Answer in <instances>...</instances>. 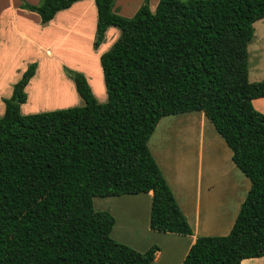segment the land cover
I'll return each instance as SVG.
<instances>
[{
	"label": "trees",
	"instance_id": "trees-1",
	"mask_svg": "<svg viewBox=\"0 0 264 264\" xmlns=\"http://www.w3.org/2000/svg\"><path fill=\"white\" fill-rule=\"evenodd\" d=\"M79 0L21 4L40 24ZM92 49L114 27L119 36L98 58L106 100L84 77L65 71L80 107L19 114L31 64L2 100L0 117V264H152L112 240L114 219L95 197L150 193L148 227L190 236L146 143L158 121L199 112L230 152L248 189L226 235L195 238L180 264H240L264 259V80L247 81V45L264 0H158L130 18L114 0H92ZM146 1V0H144Z\"/></svg>",
	"mask_w": 264,
	"mask_h": 264
},
{
	"label": "crops",
	"instance_id": "crops-1",
	"mask_svg": "<svg viewBox=\"0 0 264 264\" xmlns=\"http://www.w3.org/2000/svg\"><path fill=\"white\" fill-rule=\"evenodd\" d=\"M130 1L131 3L132 1L135 2L134 8L133 9L131 8L132 12H135L138 9L137 8L139 5L138 0H116L112 6V12L116 13L115 7L116 5H120L123 8L121 9L122 12L120 11V15L124 14L126 11L130 9V5H131ZM21 4H28V5L35 6L38 4V0H11V5H9V7L7 5L4 7H0V29H1V34L4 35L2 42H3V45L6 46V41L4 40L8 39V37H12L14 41L15 40L14 37H15L16 39L20 40V42H18L20 43V47L24 46L25 44L28 48H32L33 46L35 48L34 51L36 54H34V56L32 57L26 58L25 60L28 63L30 62L33 63L32 61H35L36 64L38 62L41 63L43 61L49 62L51 61V59H53L56 56L55 53L59 50V45H58L59 39L47 36V34L50 31L53 34L55 32H59V27H60L59 23L63 24L61 17L66 15V13H70L72 10H76V9H80L83 13H85L86 11L89 12L88 16H89L90 22L88 24L89 30H88V36H87V45H88V52L90 56L92 57L91 59L93 61L92 63L93 68H92L91 73H94L93 70L97 72L98 82L100 85V91H99V94L101 95L100 99L96 98V96L94 95L92 91L91 77H90L91 73L89 70H87V68L86 69L85 68H75V67H70V66H67V67L69 70L80 73L84 77L90 89V92L95 98V100L96 101L98 100L97 101L98 103H99V100L101 103H104L106 100V97L104 93V86L102 82V75H101V70H100L99 63H98V58L102 53L107 51L108 48L112 45V43L117 39V37L119 36V31L114 27L107 28L103 34V39L101 43L98 45V47L95 50H93L92 48L90 49L89 47L92 44V37L94 34L95 22H96V12H95V7H94L92 0H79V1L74 2L68 9L58 11L57 13H55L53 18L46 24H40L39 18L35 13L20 9ZM131 14L132 13H130L129 15ZM59 19H60V22H59ZM61 28H63V26ZM28 31H31L32 33L29 34ZM14 42L16 43V41ZM73 49L77 51V48H73ZM4 53H5L4 56L2 57L0 56L1 58L0 59V72L3 71V68L5 69V71H8L10 68H13L16 66L15 65L16 63L8 64L9 62L8 60L12 61L15 58L12 55L10 56L8 54L7 49H6V52ZM71 53L73 54V52ZM26 62L25 64L24 63H22L21 65L19 64L20 72H22L25 66L28 64V63L26 64ZM59 65L62 66L63 64L61 63ZM36 70H37V67H36ZM34 72L36 74V71ZM18 74L15 75L14 81L18 78L17 77ZM33 77H31L29 82L23 88L24 93H26L29 87V84L33 80ZM0 78L3 79L2 73H0ZM19 78L16 80V82L19 80ZM61 79H63L62 83H64V85L66 86L69 85L72 92L75 91L72 81L65 74L61 75ZM9 93L10 92H8V94L5 96V99H8L10 97L9 95L11 94ZM251 105L255 111L264 115V98L253 99L251 101ZM58 107H63V106H58ZM27 108L28 107L26 106L25 103L20 104L19 114L29 115V114H34V113H40L39 111L28 112ZM3 111H4V106L1 104L0 105V117L3 114ZM205 121L207 120L199 112H191V113H185V114H178L177 116L173 115V116L163 117L156 124L152 134L150 135L146 143L147 149L152 159L154 160L158 170L160 171L177 207L179 208L180 212L185 218V221L187 222L188 226L191 229L190 236H179V235H175L171 233H161V235H163L161 237L166 238L170 242L171 248H172V250L170 251V256L168 257L166 256V258L163 259L162 264L163 263L180 264L189 246L194 242L195 238L197 237L215 236L214 234H218V236L226 235L234 221L239 205L243 201L244 196L249 186V184H245V191L242 192L240 199L236 203V201L233 202V197H234L233 193L237 191L236 189L238 187H237V183L234 181L233 182L234 184H231V189L229 193L227 194L220 193L221 195L224 194L221 198L222 199L221 211L214 206L215 201H216L215 196H218L219 193H216V194L213 193L214 190H213L212 184L209 186L207 185L203 187L201 186V182H200L201 168H202V155L204 154V150L206 151V153L209 154V159L207 162V171L213 174L215 169L213 168V166H209L208 164L211 158L210 151L214 153L213 151H216L214 148V145L216 144L218 147H221L222 144L220 140L212 132L213 128L211 129L208 126V124H206ZM196 124L198 125L197 127L198 130L194 136L195 138L194 145H192L194 149V154L192 157V161H190L188 157H186L188 156L187 147H189L187 143L190 139L187 138V136L184 134L169 133L168 130H174L176 127L182 126V125L188 126V125H196ZM224 149H225L224 150L225 168L227 169L229 173H231L233 177H236L237 180H239L240 184H243L244 182L242 178H239V174L236 172L238 170L233 166V164L230 161L229 150L227 149V147ZM182 151H185V153L182 154ZM227 151L229 152V154ZM190 164L192 165V169L194 170V173H193L194 179L192 182L188 180L189 177H187L186 176L187 173L184 172L185 169L189 168ZM203 189L205 191L204 194L207 196L204 198V200L202 199L201 201V192H203ZM150 196H151L150 193H146V194H137V195H126L123 197H120V196L114 197V199L116 198L114 200V203L116 205L120 207H124V208L125 207L129 208L126 213L127 215L123 212L124 214L123 216H127V220H132L133 224L134 222H138L139 217L133 213L137 211H134V209H131V208L136 207L139 210V212H143V214L147 218V226L145 227V234H148V233L152 234L153 232L148 227ZM131 200L135 201L136 205L130 204L132 203V202H129ZM119 201H123V202H119ZM136 201H139V202L137 203ZM224 202L225 204H227V209H228L226 210L227 215H225V212H223ZM142 204H144L145 206H143ZM219 213H220V216H218ZM124 227L127 228V226L121 225L119 229H117V222L114 219L112 229L109 233V236L111 234L110 238L111 239L113 238L112 240L118 241V243L121 242L123 243V245L129 244V243L123 240L122 237L119 236V234L113 237V231L117 229L119 230V233L122 234L123 229H125ZM148 244H150V242H146V244L144 245L145 248L147 247ZM155 246H157L158 251L154 254L153 263H155V261L163 255L160 245L158 244ZM262 259L263 258L245 259V260H242L240 264H257L258 262H261L264 260Z\"/></svg>",
	"mask_w": 264,
	"mask_h": 264
},
{
	"label": "rangeland",
	"instance_id": "rangeland-1",
	"mask_svg": "<svg viewBox=\"0 0 264 264\" xmlns=\"http://www.w3.org/2000/svg\"><path fill=\"white\" fill-rule=\"evenodd\" d=\"M115 1L116 0H114V2ZM138 1H139V5L137 8H139L141 5L146 4L148 10L150 12H153L154 6L158 0H146V1L138 0ZM134 4L135 2L132 1L130 5V9L122 15H120V11L123 8L120 5H116L115 14L123 18H127V19L132 17L133 13H135V12H132V9L134 8ZM6 5L9 7V5H11V0H0V7H4ZM130 13L132 14L129 15ZM88 15H89V12L86 11L85 13H83L80 9H76V10H72L70 13H66V15L61 17L63 24L59 23L60 25L59 32H55L54 33L55 35H54L50 31L47 34V36L59 39V42H58L59 50L55 53L56 56L53 59H51V61L49 62L43 61L41 63L38 62L37 64L35 61H32L33 63L31 62L28 63L25 60L26 58L32 57L34 56V54H36L34 51L35 48L32 45H31L32 48H28L26 44L20 47V43H18L20 42V40L14 37L15 39L14 41H16L15 43L12 37H8V39L4 40L6 41V46H4L2 42L4 35L1 34V29H0V56L1 57L4 56L5 54L4 52H6V49H7L8 54L10 56L12 55L15 58L12 61L8 60L9 61L8 64L16 63L15 64L16 66L13 68H10L8 71H5V69L3 68V71L0 72L2 73V77H3V79L0 78V94L2 96V97L0 96V105L1 104L3 105L2 100L5 99V96L8 94V92H10L9 94H11L13 85L16 83V80L19 77H21L22 73L27 69V67L31 64H35L34 71H36V74L35 72L33 73V75L31 76L33 77L35 74V76L33 77V80L29 84V87L26 93L23 92L25 94V99H26L24 103L28 107L27 108L28 112L39 111L41 113V112H49V111L62 110V109L82 106V102L80 101V99H78L75 91L72 92L69 85L66 86L64 85V83H62L63 79H61V75H64L65 71L69 70L67 66L75 67V68H85V69L87 68V70H89L90 73L92 71L93 61L91 59L92 57L90 56L88 52V45H87V36H88V30H89L88 24L90 22ZM59 22H60V19H59ZM62 26L63 28H61ZM252 27H253V35H252L250 43L247 45V81L249 83L264 80V19L254 22ZM28 32L29 34L32 33L31 31H28ZM93 37H94V34H93ZM93 37H92V41H93ZM89 47L91 49L92 44ZM73 48H77V51H75ZM71 52H73V54ZM25 62L26 64L27 63L28 64L25 66L23 71L20 72L19 71L20 65L22 63L25 64ZM61 63L63 64L62 66L59 65ZM36 67H37V70H36ZM69 71H72V70H69ZM93 72L94 73L90 74L92 91L94 95L96 96V98L100 99V96H101L99 94L100 85L98 82L97 72L95 70H93ZM16 74H18L17 76L18 78L14 81V77ZM29 80L27 81V83L29 82ZM99 103H101L100 100H99ZM58 106H63V107H58ZM205 122L212 129V126L207 121ZM197 127H198L197 124L188 125V126L182 125V126L176 127L174 130H168L169 133L184 134L187 136V138L190 139L187 143L189 147H187L188 156H186L188 157L190 161H192V157L194 154V149L192 145H194V140H195L194 136L198 130ZM212 132L220 140L222 145L221 147H218L214 143L215 144L214 148L216 151H213L214 153L210 151L211 158L208 164L209 166H213V168L215 169L213 174L207 171V162L209 159V154L206 153L205 150H204V154L202 153L203 155H202V168H201L200 182H201V186L203 187L207 185L209 186L212 184V187L214 190L213 193L215 194L219 193L218 196H215L216 201H215L214 206L221 211V208H222L221 198L224 194H227L230 192L231 184H234L233 183L234 181L237 183V187H238L236 189L237 191H235L236 193L235 192L233 193V196H234L233 202L236 201L237 203V201L240 199L242 195V192L245 191V184H248V182L241 175V173L236 171L239 174V178H242L244 182L243 184H240L239 180H237L236 177H233L231 173L227 171V169L225 168V160H224L225 158L224 148H226L225 144L220 139V137H218L216 132L213 131V129H212ZM184 153L185 151H182V154ZM184 172L187 173L186 176L189 177L188 180L192 182L194 179L193 178L194 170L192 169V165L190 164L189 168L185 169ZM204 193L205 191L203 189V192H201V201L202 199L204 200V198L207 196ZM220 193L221 194L224 193V194L221 195ZM120 197H123V196H120ZM115 199L114 197H104V198L95 197L92 199V208L95 212L106 211L109 214L111 213L110 215L117 222V229H119L121 225L127 226V228L124 227L125 229H123L122 234L119 233V230L117 229L114 230L113 237L119 234V236H121L123 240L129 243V244H124V245L130 247L131 249L138 251V252H143L150 245L159 244L161 247V251L163 252V255L160 258H158L155 261V263L152 262V264H162L163 259L166 258V256L167 257L170 256V251L172 250L170 242L166 238L161 237L163 236L161 235V233L152 232V234L150 233L145 234V227L147 226V218L145 217L143 212H139V210L136 207H132L131 209H134V211H137L133 213L139 217L138 222H134L133 224L132 220H127V216H123L124 215L123 212L126 214L129 208H126V207L124 208V207H120L116 205L114 203ZM119 202H123V201H119ZM129 202H132L130 204H135V201L131 200ZM136 202L138 203L139 201H136ZM142 205L145 206L144 204ZM226 210H228L227 204H225L224 202L223 212H225V215H227ZM218 216H220V213ZM214 235L218 236V234H214ZM110 237H111V234H110ZM146 242H150V244H148L147 247L145 248L144 245L146 244ZM257 264H264V260L261 262H258Z\"/></svg>",
	"mask_w": 264,
	"mask_h": 264
}]
</instances>
